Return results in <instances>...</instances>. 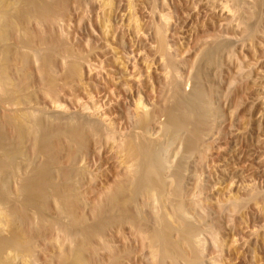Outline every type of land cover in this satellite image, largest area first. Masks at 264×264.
Wrapping results in <instances>:
<instances>
[{
    "label": "rangeland",
    "instance_id": "374dc122",
    "mask_svg": "<svg viewBox=\"0 0 264 264\" xmlns=\"http://www.w3.org/2000/svg\"><path fill=\"white\" fill-rule=\"evenodd\" d=\"M42 1L44 0H29L30 8L40 9ZM65 4L66 9L61 13L64 21L59 20L62 23L61 27L58 24L52 26L49 22V24L39 22V26V23L36 24L34 21L26 26L29 27L28 34L26 33L28 40L36 30L38 32L34 34L44 35V39L46 36L52 38L49 41H42L43 46L47 43L60 45L53 49L54 61L56 60L52 64L53 68L45 69L48 72L43 74L42 81L39 78L41 74L35 72L41 70H36L31 65L29 72L32 78L27 82L28 88L14 93H5L0 89V102L32 103L35 104L34 107L37 105L46 107L45 115L53 119L61 114L59 121L63 123H65L63 117L77 115L84 108L86 112L96 114L94 116L107 115L117 135L120 133L124 135L122 131L125 134L132 130L140 132L141 129L132 128L129 114L136 111L135 106H138L139 110L144 106L143 110L156 111L164 105L167 98L165 94L169 95L171 90L172 84L169 85L171 82H167L171 77L172 66L178 70L176 72L180 78L178 79L181 90L189 92L193 86L194 72L205 48L216 37L230 40L231 43H228L231 46L228 45V48L232 49V60H223L224 62L221 61L216 68L202 67L204 75L207 76L205 81L207 87L210 84L209 87L217 89L219 95L224 91L225 95H222L225 97H218L214 100L215 105L213 104L215 108L218 106L217 114L221 118L217 115L218 130L214 133L218 135L210 136L208 141L210 143H207L210 145H207V151H203V158L201 161L197 158L201 163L197 161L195 165L191 162L187 167L186 181L191 185L190 175L193 172L197 174L198 184L194 197L200 201L203 209L200 211L204 212L202 225L198 231L200 233L197 234L204 240L202 264H264V0H66ZM242 23H246L248 33L238 29L239 26H244ZM40 31L44 33H39ZM160 34L166 45L163 54L159 50ZM20 35H23V32L22 34L20 32L18 37L25 38L24 35ZM28 36H31L30 39ZM37 38L40 40L41 36L34 35L33 45L39 41ZM32 43L28 47L26 45V48L23 47V51L29 49ZM38 44V47L34 46L39 48ZM53 45L54 48L56 45ZM35 47L29 50L36 49ZM46 47L48 48L47 45ZM42 48H39L40 51ZM47 48L45 50L49 51ZM62 55L82 61L79 62L82 67L79 66L80 70L82 69L80 73L79 69L78 72H74L76 76L66 71L64 68L66 61ZM237 63L242 67L241 75L236 74L234 67L238 65ZM0 66H4V63H0ZM230 77L235 79V86L231 85L234 87H229ZM52 104L59 105L57 108L59 111H54ZM10 108L4 107L6 111ZM158 114L156 116L159 118L155 117L157 121L152 122L154 125H159L158 122L164 120V115ZM154 125H150L151 128L147 132L151 133L147 134L151 137H160L159 127ZM160 138L163 139L162 136ZM167 143L163 142V147L170 155H166L165 152L164 154L168 158V165L173 167L175 161L177 163L180 154L178 152H181V149L171 143H169L171 146L167 147L169 145ZM89 145L87 157L80 158L79 164L88 166L87 175L94 176L88 188H98L102 182L113 181L121 166L109 146ZM121 156L122 154H118V160ZM64 159L65 157H62V160ZM85 180L82 181L85 183ZM86 206L83 207V213L88 215ZM221 206L220 212L218 207ZM122 228L123 238L118 235L109 236L110 242L116 248L119 264H148L150 261L148 246L136 242L131 237L128 227ZM35 240L36 243L32 242L35 247L30 246L34 253L31 258L28 256L32 263L27 260L28 257L26 259L31 264L70 262L48 261L47 257L52 252L49 251L51 246H46L40 238ZM37 241L40 246H37ZM158 248L163 253V247ZM101 256L100 252L96 257L88 254L86 263H104L106 258Z\"/></svg>",
    "mask_w": 264,
    "mask_h": 264
},
{
    "label": "bare ground",
    "instance_id": "6f19581e",
    "mask_svg": "<svg viewBox=\"0 0 264 264\" xmlns=\"http://www.w3.org/2000/svg\"><path fill=\"white\" fill-rule=\"evenodd\" d=\"M44 1L40 9L33 10L29 0H0V63H4V66H0V89L5 93L25 90L28 80L32 78L29 72L32 66L41 70L35 72L41 74L39 78L44 81L43 74L48 72L45 69H52L53 62H56L53 49L60 45L47 43L52 38L46 36L47 39H44L45 36L39 34L40 40L37 38L39 41H34L42 48V41L48 40L41 49L47 51V45V53L36 48L37 44L33 45L34 35L40 37L37 33L34 34L38 32L34 28L35 31L30 33L33 35L30 36L31 39L29 36L30 40L26 38L29 29L26 26L30 22H49L52 26L58 24L61 27V22L64 21L61 13L66 9V0ZM241 25L244 26L238 25V29L243 32L249 30L246 23ZM20 32L24 35L20 36L25 38L18 37ZM162 39L160 34L158 42L161 53L165 52L166 48L165 40ZM12 41L15 43H10ZM229 41L216 37L209 46L207 45L194 72L193 86L189 92L181 90L180 78L176 72L178 70L170 65L173 69L167 83L171 82L169 85H172L169 95L167 92V95L165 94L167 98L164 105L156 111L143 110V105H140L143 109L139 110V107L135 106L138 110L134 111L133 107L134 112L129 114L132 128L135 127L136 130L137 127L141 129L140 132L132 130L125 134L122 131L124 135H117L107 115L101 116L99 113L100 116H94L96 114L86 112L84 108L77 115L62 116L65 122L63 123L59 121L61 114L53 119L45 115L46 107H34L35 104L32 103L0 102V264H31L29 257L31 258L34 250L30 246H34L32 242L36 243V238H40L46 246H51L49 251L52 252L47 257L51 262L56 260L63 263L70 261L68 264H87L86 255L96 257L100 252L106 261L99 264H119L116 248L110 242L109 236H124V226L129 228L131 237L136 242L148 246V264H166L168 261L170 264H202L204 240L197 234L200 233L198 231L203 221V211L200 209H203L200 201L194 197L198 184L197 174L192 171V182L189 185L185 173L191 162L197 165V161H201L202 154L208 149L207 145H210L207 144L210 143L209 138L213 137V134L214 137L218 135L214 132L218 130L216 128L219 111L216 109L218 106L215 108L213 104L215 105V99L223 98L225 94L223 91L219 95L220 92L217 93V89L209 87L210 84L207 87V76L204 75L202 67L216 68L223 60H232V49L228 48L231 43ZM31 43L29 49L35 47L39 51H23V47L26 48V45L28 47ZM67 56H63L64 59L61 57L66 61V71L74 74L79 69L80 73L82 69L80 70L79 62L82 61ZM240 63L234 67L236 74L241 73ZM14 73L20 78L15 77ZM232 79L228 81L229 87L235 86V79ZM52 105L54 111H59V105ZM5 106L11 108L6 111ZM158 113L164 115V120L159 121L162 123L155 124L159 127L158 134L161 132L163 139L161 136L151 137V131L147 132L151 128L150 125H154L152 122L155 117L159 118L156 116ZM165 141L181 149L177 163L172 158L175 161L173 167L168 165L166 155L170 154H167L163 147ZM89 144L98 147L109 146L121 166L113 181L102 182L98 188H88L94 176L87 175L88 166L79 164L80 158L87 157ZM118 154H122L119 160ZM62 157L65 159L62 160ZM87 177L89 180H85ZM82 180H85V183ZM84 205L88 206V215L83 213ZM221 209L222 206L218 207V211L221 212ZM215 239L214 241L217 240ZM37 244L41 245L39 242ZM159 246L163 247V253ZM216 247L219 248L217 244Z\"/></svg>",
    "mask_w": 264,
    "mask_h": 264
}]
</instances>
